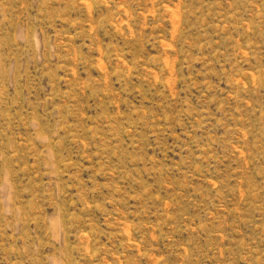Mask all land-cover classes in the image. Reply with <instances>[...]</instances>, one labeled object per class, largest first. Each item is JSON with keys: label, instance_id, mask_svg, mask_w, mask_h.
Returning a JSON list of instances; mask_svg holds the SVG:
<instances>
[{"label": "rangeland", "instance_id": "1", "mask_svg": "<svg viewBox=\"0 0 264 264\" xmlns=\"http://www.w3.org/2000/svg\"><path fill=\"white\" fill-rule=\"evenodd\" d=\"M0 264H264V0H0Z\"/></svg>", "mask_w": 264, "mask_h": 264}]
</instances>
